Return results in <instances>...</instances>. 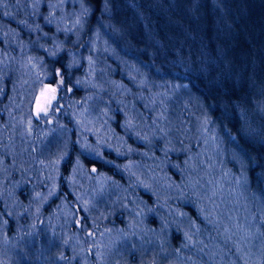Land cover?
Masks as SVG:
<instances>
[{"label":"rangeland","instance_id":"374dc122","mask_svg":"<svg viewBox=\"0 0 264 264\" xmlns=\"http://www.w3.org/2000/svg\"><path fill=\"white\" fill-rule=\"evenodd\" d=\"M0 7L19 27L5 38L15 49L0 51V73L13 78L4 94L0 77V264H264V201L249 185L230 124L220 130L185 84L119 55L108 32L86 37L82 0ZM37 48L50 61L65 51L71 86ZM74 88L81 99L66 102ZM71 135L77 150L102 162V150L122 156L123 180L77 166L74 155L60 195L54 178ZM157 149L170 157L154 156Z\"/></svg>","mask_w":264,"mask_h":264},{"label":"trees","instance_id":"16d2710c","mask_svg":"<svg viewBox=\"0 0 264 264\" xmlns=\"http://www.w3.org/2000/svg\"><path fill=\"white\" fill-rule=\"evenodd\" d=\"M82 1L89 9L86 37L91 29L108 32L115 51L141 66L148 75L185 84L199 97L220 130L224 131L226 118L233 123L228 132L235 136V147L249 167L248 179L264 192V0ZM18 8L14 7L12 15L19 17L22 10ZM2 10L0 7V31L8 24L18 31L15 21H6ZM22 37H16L20 46V41L25 42ZM10 42L2 38L0 51L15 49L16 42L8 47ZM65 59L63 51L56 59L48 60L47 65L50 62L49 67L55 66L62 85L69 87L72 84L66 75ZM0 77L5 78L6 94L13 78L1 73ZM56 80L57 75L53 74L51 81ZM79 89L74 88L65 97L66 102L68 97L79 102ZM111 105L115 107L112 102ZM0 108L3 112L6 108L1 101ZM112 119L113 128L119 129L116 111ZM72 135L70 144L74 147ZM77 151L76 154L83 152ZM73 152L71 149L70 159ZM102 152L121 165L122 156ZM84 159L83 165L94 171L117 165Z\"/></svg>","mask_w":264,"mask_h":264},{"label":"bare ground","instance_id":"6f19581e","mask_svg":"<svg viewBox=\"0 0 264 264\" xmlns=\"http://www.w3.org/2000/svg\"><path fill=\"white\" fill-rule=\"evenodd\" d=\"M16 8H17V6H16ZM45 8V6H42V8L41 9H44ZM84 23H85V21H84ZM85 25V24H84ZM85 27V26H84ZM8 30V31H7ZM4 31V36L2 37V38H6V37H8V39L10 38V33H13V35H14V32H15V28L14 27H10L9 25L8 26H6V27H2V30L0 31V32H3ZM34 50V49H33ZM37 54H38V58L39 59H41L42 60V62L44 61L45 63H47V61L49 60L47 57H46V53H44L43 52V50H41V49H38L37 48V50H34ZM61 53H63V52H61ZM60 53V54H61ZM59 54V55H60ZM59 55H58V57H59ZM56 59V58H55ZM125 75V74H124ZM108 78V77H107ZM122 78L125 80V81H127L128 82V80H126V78H127V76L125 75V76H122ZM128 79V78H127ZM108 80H109V78H108ZM107 80V81H108ZM129 84H130V81L128 82ZM141 86H144V92H146L148 89H149V87H146V85H141ZM137 87V86H136ZM108 90L107 89H105V92H104V94L106 93H108L107 92ZM104 94H100L99 93V95L101 96H104ZM199 98V97H198ZM139 105H141V102H139V103H137L136 104V106H139ZM144 105V107H143V109H145L146 108V110H147V108H149L148 107V104L145 102V104H143ZM119 106V104H115V107L117 108ZM121 106H122V104H121ZM135 106V107H136ZM136 109H138L137 107H136ZM207 110V109H206ZM152 113H153V111H149V113H147V114H141V111H139V114L140 115H142V117H145V118H149V117H151L152 116ZM184 112L182 111V114H183ZM120 115V113L118 114V116ZM120 117V116H119ZM227 119V118H226ZM225 119V121H224V125L225 126H228V125H226V124H230V126L232 127V122H230V121H228V119L226 120ZM41 130H42V128H40V127H37L36 128V134H37V136H38V133L40 132L41 133ZM232 136H233V134H231ZM71 149L72 150H74V152H73V154L72 155H77L78 156V159H79V162L81 163V165H77V166H82V167H85L83 164H84V158H89V159H95V160H99V159H97L95 156H97L94 152H91V153H88L87 154V151H83V152H81V153H79V154H76V153H78V151H77V149H75L74 147L73 148H70V149H68V153L64 156V157H61L60 158V171L58 172L59 173V175H57V176H55V178H54V180H55V185L60 189V191H62V194L60 193V191H58L59 193H60V195H65V192H68L67 191V189H66V183H67V180H68V175H69V173H70V170L72 169V167H73V165H76V164H72V159H70L69 158V154L71 153ZM237 149V148H236ZM238 150V149H237ZM160 149H157V150H155V152L153 153L154 154V156H156V157H162V158H166V159H168L169 157H170V154H164L163 152L164 151H161ZM165 151H167V150H165ZM238 152H239V150H238ZM83 153V154H82ZM92 153H94V154H92ZM240 153V152H239ZM182 154V159L184 158V156L186 155L184 152H182L181 153ZM240 155H241V157H242V159H243V161H244V163H245V172H246V176L248 177V175H247V173H248V169H249V167H248V165H246V162H245V158L243 157V155L240 153ZM137 156V155H136ZM173 156H171V158H172ZM99 161H101V160H99ZM106 161H108L107 163H106ZM102 162V161H101ZM105 162V163H104ZM113 162H114V158L112 157V156H107V159L106 160H103V162L102 163H104L106 166H110V165H112L113 164ZM102 171H105V172H107V173H110V175H116V176H118L119 177V179L120 180H123V178L122 177H120V175H121V173L123 172V169H122V166H120V165H117V166H115V167H113V168H110V169H102ZM57 173V174H58ZM169 173V172H168ZM61 177H63L64 178V183L62 184V182H60V178ZM249 180V179H248ZM60 182V183H59ZM249 185H250V187H251V189L252 190H256L257 192H259V195L261 196V198L263 199V201H264V192L261 190V189H258V188H256V187H254V186H252V184L250 183V181H249ZM19 193L20 192H18L17 193V196L19 197L20 195H19ZM21 194V193H20ZM145 196H146V194H144ZM157 203H160V201L159 200H157L156 201ZM148 204L149 205H154V206H156L157 207V205H156V203L155 202H153V201H149L148 202ZM83 226H84V224H83Z\"/></svg>","mask_w":264,"mask_h":264},{"label":"flooded vegetation","instance_id":"af4514ba","mask_svg":"<svg viewBox=\"0 0 264 264\" xmlns=\"http://www.w3.org/2000/svg\"><path fill=\"white\" fill-rule=\"evenodd\" d=\"M60 193L62 194V191Z\"/></svg>","mask_w":264,"mask_h":264}]
</instances>
